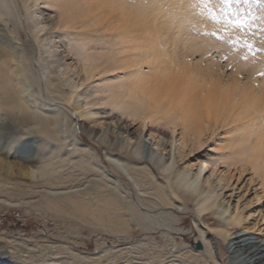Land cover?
Segmentation results:
<instances>
[{"label":"rangeland","instance_id":"374dc122","mask_svg":"<svg viewBox=\"0 0 264 264\" xmlns=\"http://www.w3.org/2000/svg\"><path fill=\"white\" fill-rule=\"evenodd\" d=\"M77 1H37L46 27L41 39L45 49H52L51 56L44 54L47 66L53 68L58 77L67 74L66 79H74L83 74V62H87L92 75L86 82L81 75L80 81L75 79L79 83L75 90L67 86L54 97L48 95L43 86L41 50L27 26L21 0H15L17 7L15 5L12 22L7 26L0 22V66L4 65L7 78L17 91L13 90L19 99L16 106L22 101L20 107L24 111L28 109L27 115H34L35 120L49 117L52 120L59 110L65 121L62 127L65 135L56 141L42 137L39 125L31 124L29 135L14 134V139L5 144L7 151L0 153V160L8 163L0 164V264H211L207 261L201 237L203 226L192 206L189 205L187 211L179 208L167 173L141 161L139 153L119 146V141L125 138L136 147L156 132L163 148H167V152L170 150L173 126L161 121L160 115L153 118L148 114L147 103L136 86V80H148L156 72L149 66L152 59H144L138 66L123 64L119 60L121 52L116 49V38H106L101 31L95 32L91 23H83L79 13L86 6L82 0ZM118 1L129 11H136L134 14L153 11L158 27H164L165 31V27L170 26L168 37L171 39L175 40L179 34L183 41L190 39L189 43L184 41L186 45L179 46L181 53H187L184 61L189 66L209 70L212 79L205 76L208 86L218 83L225 87L231 80H237L254 88H264V75H261L264 73V0L252 4L243 27H233L227 34L219 31L224 26L223 17L213 21L198 15L192 8L194 0H180L174 7L166 4L168 0ZM183 2L189 9L186 4L182 5ZM175 3L172 0V4ZM187 14H195L196 19L191 21ZM72 24L73 29L66 31L67 25ZM26 42L34 50L32 68L41 82V97L37 94V86L32 84L29 92H35L38 98L36 101L31 96L29 102L23 99L22 87L18 85L19 60L14 55V49L23 48ZM191 42L200 44L203 52L193 51ZM189 46L193 48L189 50L192 53L187 50ZM82 47L86 51L83 55L77 51ZM3 85L0 84L2 95L6 92V85ZM2 99L3 102L7 100ZM7 109L1 108V119H7L6 114L10 112ZM146 125L151 127L144 133ZM235 125L242 127L240 123L220 126L214 134H205L200 143L190 144L176 153L175 170L183 173L195 169L202 160H208L211 171L215 169L213 164H218V172L223 171L218 178L226 175L223 186L236 189L237 196L231 199L228 211V215L238 213L241 217L236 230L264 244V193L257 190L261 178L255 177L252 168L241 176L239 169L234 170V164H249L247 158L257 149L258 142L253 134L259 130L252 129L249 139L251 131L236 129ZM177 128L176 133L180 132ZM7 129L1 127L0 133H7ZM261 129L264 131V125ZM26 142L39 146L38 152H34L38 154L37 162L19 164L20 158L12 155L16 146ZM19 151V155H27L25 149ZM211 157L215 158V163L210 161ZM220 165L230 166V175ZM47 168L50 173L43 176ZM141 195L145 204L139 201ZM130 201L149 219L148 228L132 220L128 210ZM165 201L175 206H162ZM155 203L158 205L150 207ZM218 205L227 208L221 206V201ZM101 215L113 218L112 224L103 223ZM206 239L216 247L212 236L207 234ZM227 258L224 263L219 258V264H227Z\"/></svg>","mask_w":264,"mask_h":264},{"label":"bare ground","instance_id":"6f19581e","mask_svg":"<svg viewBox=\"0 0 264 264\" xmlns=\"http://www.w3.org/2000/svg\"><path fill=\"white\" fill-rule=\"evenodd\" d=\"M30 1L31 0H21V4L26 13L27 26L36 38L39 50H41L39 61L42 67V83L46 89V93L54 97V95L62 93V91H64L63 88L67 86L75 90L79 84L78 81L75 80L76 78L80 81V76L83 75L86 82L88 77H92L90 74V67L87 66V62H83V74L80 76H76L75 74L76 78L66 79L67 77L65 76L67 74H63V77H58L55 70L48 67L49 65L47 66L44 54L48 53L51 56L52 49L50 47L45 49V44L41 39V36L44 35L46 31V27L44 25V19L37 8L38 0H32V5ZM174 1H176L175 4H172V0L166 1V4L168 3L167 5L174 7V5L177 6L180 2V0ZM82 2L86 6V9H84L82 13H79L82 16L81 19L83 18V23H91L94 29H96L95 32L98 33V31H101V34H104L106 38L110 36L116 38V49L121 52L119 55L122 56L119 60H122L123 64L126 63L131 64L129 66H138L142 60L145 59V61H149L150 58L152 59L149 66L150 69H156V72H154L152 77L148 80L143 81L141 78L136 80V86L138 85L137 89L147 103L148 114L153 118L160 115L159 119L161 121H166V123L172 125L174 129L171 135V143L169 142L170 150L168 152L166 151L167 148H163V145L157 139L158 135L156 132L151 133L150 138L141 140L140 144L136 145V147L132 146L133 142L130 139L125 138L119 141V146L139 153L141 155V161L149 162V164H153L156 168L162 169L165 174L167 173L168 179L170 180L169 182L172 186V192L176 197L174 198L180 203L179 208L183 211H187L188 206H192L194 209L193 212L196 213L203 226L204 230H201V237L205 244L206 258L209 263L219 264V258L220 262H223L224 258L228 256L226 261L227 264H264V244L261 242L257 243V241H253L252 238L236 230L241 221V217L238 213L234 216L228 215L230 201L237 196L235 194L236 189L230 190L229 187L223 186L224 183H226V175H222L218 178V174H220V172L223 173V171L218 172V164H213L215 165V169L211 171L208 160H202L195 169L192 168V170L183 173H179L175 170L177 166V164H175L176 153L185 149L190 144L200 143L205 134L209 132L214 134L220 126L225 127L227 125L240 123L242 127L239 128L240 126L235 125V128L251 131L248 133L249 139L251 138V133L254 131H252V129L258 128L259 131L257 134L259 138L257 134H253L257 137L258 142H256L257 149H255L252 154L249 153L250 155L247 158V163L249 164H242L243 162L239 164V166L234 164V170L239 169L241 176L247 169L252 168L255 177L261 178L257 190L264 193V131L261 132V128L264 125L263 86L254 88L237 80H231V84L225 87L219 86L218 83L217 85L211 83L209 84L210 86H208L205 76L212 79L209 70L202 68L201 70L200 68L198 69L197 66H189L187 62L184 61V58L188 56L186 55L187 53H181L182 50L179 46H181L186 39L183 41L184 38H182V36L180 37L181 34L175 37V40L168 37L171 34L169 33L170 26L165 27L167 33L163 31V26V28L158 27L154 17L155 14L152 13L153 11L149 10L148 13L146 10V13L138 11L137 14H134L136 11H129L126 6L123 5V2L118 0H82ZM80 4L79 6H81ZM185 4L186 3L183 2L182 5L185 6ZM15 5V0H0V22L5 24V26L12 22V19L15 17L14 10H16L17 7V5L16 7ZM179 7L177 10H179ZM186 7L188 8L187 4ZM186 12L188 11L186 10ZM180 13H182V11ZM73 15L77 16V14ZM187 15V17L191 18V21L192 18L196 19L195 14ZM72 27H74L73 24L71 26L67 25L68 29H66V31L73 29ZM186 31L188 30L186 29ZM12 34L15 35L13 32ZM189 40L185 42L189 43ZM76 44L79 45L80 43L78 42ZM183 45L186 44L184 43ZM191 45H193L192 42L190 43V46ZM84 48L85 47L77 49V51L83 55L86 52ZM193 48L190 47L186 49L188 51L192 49L195 52H203L200 44L193 45ZM14 50V55L17 60H19L18 72L16 73L21 76L19 78L20 80L17 81H19L18 85L22 87L21 93L24 94L23 99L25 98L29 102L31 96H33L37 101V94L41 97V82L32 68L34 50L27 42L23 45V48L17 47ZM189 52L192 53V51ZM128 53L131 54L129 55ZM126 54H128L129 57ZM203 55L205 56L204 53ZM5 57H8V54H6ZM67 66L69 67V65ZM2 67L0 66V84L4 83V85H6H3L6 87V92L4 95L1 93L0 95L3 99L7 98V100L9 99L10 101L8 102L5 100L6 102L4 101V103L0 100V112L1 108H4V106L8 108L7 112L8 110H10V112L6 114V120L0 118V122L4 121L3 124L1 123V125H3L1 127L4 129L8 127L7 133H0V153H5L7 151L5 150V144L14 139V134L22 132L23 135H29L31 132L28 130H30L29 127L31 124H38L39 134L47 140L56 141L59 136L61 138L62 135H65V131L62 129L65 125V121L59 110H57L59 113H57L52 120H50V117L35 120L34 115L33 117L32 115H27V108V110L24 111L20 107L22 101H20V104L18 103L19 106H16L18 97H16L17 93L15 94V92L17 91L13 89L15 87L11 86V80L7 78V72ZM79 71L81 73V70ZM132 74L135 73H131V75ZM32 84L37 86V94L35 92H29ZM2 97H0V99ZM77 99L79 98L77 97ZM31 106L33 105L31 104ZM14 108L18 109L15 110ZM0 115L2 114L0 113ZM52 125H54V129L51 128ZM149 127L151 126L146 125L143 132L145 133L148 131ZM175 128L180 129V132L176 133ZM6 135L9 137H5ZM19 145L16 146V151L12 155L16 159L20 158L18 161L19 164H32L37 162L38 154L36 153L39 150V146L29 142ZM21 149H25L27 155H19V150ZM35 151L36 153H34ZM7 155L9 156L10 153L8 152ZM166 155H168V157H166ZM218 156L216 155V157ZM210 161L212 163L216 162L215 158L212 157ZM0 164L8 163H5V160L3 162L1 159ZM223 167L224 165H220V168ZM224 169L226 171L225 173L230 175L231 167L226 166ZM48 173H50L48 168L44 169L43 176ZM145 194L147 195L148 193L145 192ZM117 198L118 195L115 196L114 199ZM139 201L142 204L146 203L143 195L139 196ZM219 201H221V206L226 205L227 208H221L220 205H218ZM119 202L122 203L123 200L120 198ZM81 203L80 201L79 204L82 205ZM155 205L158 204L155 203L149 206L152 207ZM161 205L175 206L174 203L169 201H165ZM136 208L130 201L128 210L131 212L132 220L136 222L138 226L148 228L151 224L149 219L140 214ZM100 219L109 226L113 222V218L105 215H101ZM207 234L213 237L216 247H213V243L206 239Z\"/></svg>","mask_w":264,"mask_h":264},{"label":"snow or ice","instance_id":"6c2138e0","mask_svg":"<svg viewBox=\"0 0 264 264\" xmlns=\"http://www.w3.org/2000/svg\"><path fill=\"white\" fill-rule=\"evenodd\" d=\"M254 2L259 3L260 0H194L192 8L198 15L213 21H220L223 17L224 26L219 31L227 34L231 28L243 27L247 23V13L252 10Z\"/></svg>","mask_w":264,"mask_h":264},{"label":"water","instance_id":"95a60500","mask_svg":"<svg viewBox=\"0 0 264 264\" xmlns=\"http://www.w3.org/2000/svg\"><path fill=\"white\" fill-rule=\"evenodd\" d=\"M201 247V246H200Z\"/></svg>","mask_w":264,"mask_h":264}]
</instances>
